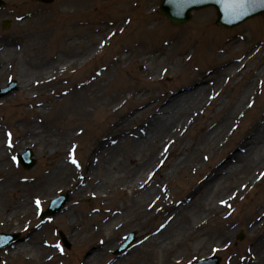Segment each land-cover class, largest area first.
I'll return each instance as SVG.
<instances>
[{
	"label": "rangeland",
	"instance_id": "1",
	"mask_svg": "<svg viewBox=\"0 0 264 264\" xmlns=\"http://www.w3.org/2000/svg\"><path fill=\"white\" fill-rule=\"evenodd\" d=\"M3 1L0 48L10 45L15 55L0 56V69L4 71L0 88L11 80L16 82V88L0 99V141L10 140L11 146L6 155L7 164L0 166V184L7 187L0 192V233L16 234L17 240L0 250V264H84L85 257L103 246L110 233H114L113 239L118 244L95 264H109L114 257L120 260L130 257L126 264H165L174 256H182L180 264L208 260L211 256L218 258V264H243L248 256L246 251L264 236V176H261L264 166L254 167L258 172L255 180L253 172L244 174L248 181L243 191L232 195L224 210L216 212V201L229 196L233 188H239L243 179L226 181L211 198L214 208L195 213L196 218L190 217V223L181 221L182 229H175L172 240L165 246L172 254L176 251V248L171 251L172 242H183L177 255H163L162 251L168 252L159 251L150 243L141 245L135 252L131 250L144 241V233L159 227L169 206H176L191 194L227 155L239 151L255 127L264 124V13L236 27L223 28L215 25L216 12L208 7L192 12L188 22L172 26L157 11L160 0H53L50 4L37 0ZM3 22H8L5 29ZM246 60L241 71L233 69L234 64ZM47 62L69 66L60 76L55 74L49 86L37 90L35 97L29 95L32 90L22 92L19 70L32 71L34 64ZM226 68L227 72L221 74ZM223 79V85L217 86ZM249 83L254 89L253 96L234 118L227 140L220 142L221 147L215 152L199 153L200 161L203 154H210V161L205 160L196 174L186 169L172 171L166 165L158 173L163 177L156 178L158 185L167 187L164 199L156 202L148 216L139 210L130 211L137 204L128 203L135 196L136 183L131 187L120 183L114 178L120 174L114 172L116 168L102 173L106 163L100 161L98 154L108 139H121L118 137L121 133L134 139L128 133L149 122L154 108L169 104V98L174 95L191 93L196 87L204 86L206 95L211 90V101L193 113L184 136L172 142L173 154L167 159L173 162L182 145L198 149L203 146L204 131L219 120L216 115L219 100L231 102ZM146 105L152 107L143 114ZM31 123L39 126L38 142L31 135L21 139L29 136ZM123 147L122 152L126 153L128 147ZM25 148L30 149L34 159L29 169L12 162V157L23 153ZM70 152L78 166L70 163ZM65 161L73 171L64 178L57 173L46 181L49 189L39 187L44 178L51 177L56 164ZM89 165L96 171L97 181L106 176L108 185L112 184L102 191L107 201L92 196L91 191L97 192L93 181L90 186L83 182L80 173ZM79 184L84 186L75 193ZM64 195L66 200L57 214L48 218H42L40 211L37 214L35 200L41 201L40 210L45 212L51 200L60 201ZM125 203L128 205L123 206ZM26 204L31 206L28 211ZM71 208L67 217L66 211ZM118 208L123 214L114 215L118 217L112 225L108 224L109 212ZM127 212L134 219L115 232L113 226L125 220ZM201 220H205L203 226L195 229V223ZM89 230L92 233L87 234ZM224 232L231 235L215 239ZM206 235L210 236L208 240ZM129 236L133 237L132 243L118 252ZM32 237L44 249L41 254L12 250L15 244ZM57 244L59 249L55 247ZM188 244L194 249L183 253L181 249ZM49 248L54 250L52 254Z\"/></svg>",
	"mask_w": 264,
	"mask_h": 264
},
{
	"label": "bare ground",
	"instance_id": "2",
	"mask_svg": "<svg viewBox=\"0 0 264 264\" xmlns=\"http://www.w3.org/2000/svg\"><path fill=\"white\" fill-rule=\"evenodd\" d=\"M204 8L208 7H200L197 8V10H201ZM0 49V52H2L0 56L9 54L13 57V55H15L14 49L10 45H2V48ZM69 62L74 63L75 61L69 60ZM240 62L238 64H234L233 69L237 70L240 68L239 71H241L242 68L246 67L245 62H247V60L244 61V63ZM68 66L69 65L63 64L61 62H56L55 64L53 62H47V64L43 65L39 63L34 64V66H32V71L31 69L30 71H28L27 68L25 70L21 69L19 70V86L22 89V92H28L32 90L29 95L30 97H35L38 94L37 90L44 89L45 87L49 86L47 84H51L53 82V80L55 79L54 75L57 74L58 76H60V73L64 71ZM3 72L2 69H0V76ZM226 72L227 68L222 69L221 74ZM235 75L236 73L234 74V76ZM234 76L232 78H234V82L236 83L237 81ZM223 82L224 79L221 82L222 84L218 85L216 81L214 82V84L216 83L217 86H222ZM250 84L251 83L246 84V86L238 92L237 96L231 102L223 101L222 103V99L219 100L220 107L216 111V115H219V120L213 122L210 126H208V128L206 129L207 131H204V135L202 137L203 146L199 147L198 149V147L191 148V145L187 148L182 145V148L179 151L177 150L175 154V161L173 162L167 159V157L169 158V156H172L173 154L174 147L172 146V142H178V140H180L184 136L183 132H185L189 125H191L193 113H195V111L202 104L211 101V90H208L206 95L205 90L207 89L204 86L196 87L191 91V93H185L177 96L174 95L169 98V104L165 103L158 108H154V113L150 115L151 117H148L149 122L144 123V126L140 125L136 131H131L130 133H128L133 134L132 136H135L134 139L130 140L129 135L125 133H121L120 136H118L122 137L121 139H108L107 144L105 143L106 147L102 150L100 148V154H98V158L100 159V161L106 163V166L102 168V173L104 172V170H107L109 172L110 170L116 168V171L114 172H118L120 174H116L114 178L118 179L120 183H126V185L128 184L130 187L136 183V185L133 187L135 196L132 199V202L129 199L130 201H128V203L137 204L135 206L136 208L132 207L129 209L130 211L139 210V213L141 212L142 214H145V216H148L150 215L148 212L151 211L156 202L160 199H164V196L167 194V187L165 184L158 185L159 178H156L160 176L163 177L162 174L159 175L158 173L161 172L166 165L171 166L172 171L186 169L187 172L191 170L193 174H196L201 170L205 160L208 162L210 161V154H203L204 157L202 156L203 159L200 161L199 153L202 154L203 151L209 150H213L215 152L220 149V142L227 140L228 136L232 132L233 121L235 120L234 118L242 113V109L244 108L245 103L248 102L249 99H251L253 96L254 89L251 88L253 86ZM6 96L8 95H4V97L0 99L3 100L4 98H6ZM7 99H5L6 102H8L11 98L8 101ZM151 107L152 106L145 107L146 110H143L142 113L145 114V112L150 111ZM186 114L187 116L185 118L184 116ZM134 115L136 117L139 116V114ZM30 127L31 128H29V136H24L21 139L26 140L30 138L31 135V139L35 140L34 142H38L39 139L37 140V138L39 137V126L35 123H31ZM63 137V139H66L67 136ZM51 143L54 146L56 144L53 142ZM243 143L244 144L240 146L239 151H235L232 154L227 155L226 158H224V160L220 162L216 168L205 175L201 182L196 186V188L193 189L194 191L191 194H188L184 199H181L176 204V206H169L164 213L166 214V216L161 220L159 227L157 229H154L150 233H144V235L146 236L144 241L138 246L135 245L132 248L131 253L132 251H137V248L141 245H147L148 243H150V245H154L159 251L165 250L168 252L166 253L162 251V253H164L163 255H172L174 253L177 255L178 248L181 244H183V242H179V240H175L172 242L171 251L172 249L176 248V251L172 254L165 246L172 240V236H174L172 232L175 231V229H182L183 225L181 221L185 219L187 223H190V217L196 218L195 213L197 214V212H201L204 209L214 208V206H212L213 202L211 201L213 194L217 193L219 189H221V187L225 186L224 183L230 179H233V181L243 179V181L239 184V188H233V191L227 194L229 196L216 201V205H218V208H214L216 209V212L219 213L220 211L224 210L227 202L230 200V198H232V195L236 196L241 194L244 185L248 181L247 176L244 174L253 172V180H255V178L258 177V172L256 170H253L254 167L264 166V124L255 127L252 136L248 138V140H245ZM3 144L4 140L3 142L0 141V166L7 164L6 155L8 150L6 151L5 146H2ZM124 145H127L128 147L126 153L122 152V148H124ZM193 150L195 151L193 152ZM188 151H190V154H188ZM205 157H207V159H205ZM72 171L73 170L69 162H59L58 164H56V170L52 172L51 177L44 178L42 185H40L39 187L42 186L49 189V185L47 184L48 182L46 181H49V179L55 177L57 173H61L62 178H64L66 174ZM191 172L190 175H192ZM80 176L83 177V182L86 183L85 185L87 186H90L93 181V185H95L93 189L97 192L91 191L92 196L94 195L97 196L96 198L107 201L102 191L108 189L112 184L108 185V182L106 181L107 179H105L106 176L100 177V182L97 181L96 171H93L91 165H89V167L82 171L80 173ZM86 178H88L90 181ZM82 186H80V184L77 185V187L74 189V192L76 193L78 192V190H81ZM6 189V185L0 184V192L6 191ZM191 197H194V201L190 205V201L193 200L190 199ZM221 201H225L226 203L222 204ZM125 205L128 204H123V206ZM30 209L31 206L26 204L25 210L28 211ZM71 211L72 208L71 210L66 211L67 217L69 216V214H71ZM122 214L123 212L121 208H118L117 210H111V212H109L108 224L112 225V221H115V219L118 217L114 215ZM124 217L125 220H122L121 222L113 226V230L115 232L126 226V223L128 224L130 221H132V219H134L132 218V214H130L129 212L124 213ZM204 222L205 220L196 222L195 229L202 227ZM139 227L140 225H137V228ZM90 233H92V231L89 230L87 234ZM228 235L231 234L229 232L220 233L216 236L215 239L218 240L221 237ZM113 236L114 233H110L109 235H107V239L104 240L106 241V243L104 242L103 246L95 248V250L91 254L87 255L85 257L84 264H95V262H97L98 260L104 259L106 253L109 250H111L112 248L115 249L118 244V240L115 241L113 239ZM208 236L209 235H206L205 240L209 239L210 236ZM35 240L36 237H32V239L30 238L29 240H27V242H19L13 246L12 250L20 252L33 251L35 255L41 254L44 249L36 245ZM31 241H33V244L28 245V243H32ZM227 241L225 240L224 243H227ZM196 247L200 248L199 245ZM192 249H194V247L188 244L185 245V247L181 250L183 251V253H185ZM48 250L51 251L49 252V254H52L54 252V250L50 248ZM11 253H14V251H11ZM246 254L248 256H245L246 258L243 264H264V236L258 239V241L246 251ZM181 257L182 256H174L173 259H167L165 261V264H180L181 261H183V258ZM129 258L125 257L120 260L117 259V257H114L113 261L109 264H126Z\"/></svg>",
	"mask_w": 264,
	"mask_h": 264
},
{
	"label": "water",
	"instance_id": "3",
	"mask_svg": "<svg viewBox=\"0 0 264 264\" xmlns=\"http://www.w3.org/2000/svg\"><path fill=\"white\" fill-rule=\"evenodd\" d=\"M207 5H214L217 9L218 25L231 26L238 24L246 18L264 11V6H249L246 15H239V11L226 12L220 0H161L159 11L166 16L171 24L185 22L190 17V11Z\"/></svg>",
	"mask_w": 264,
	"mask_h": 264
},
{
	"label": "snow or ice",
	"instance_id": "4",
	"mask_svg": "<svg viewBox=\"0 0 264 264\" xmlns=\"http://www.w3.org/2000/svg\"><path fill=\"white\" fill-rule=\"evenodd\" d=\"M220 2L222 3L223 8L226 12H233L236 10H241V11H239V15H246L247 14L246 9H248L249 6H256V5L264 6V0H220ZM165 150H167V149H165ZM69 158H70V163L78 166L77 161L72 156L71 152L69 153ZM205 159H207V157H205ZM261 176H264V173H261ZM34 203L36 205L37 214H39L41 201L39 199H37L34 201ZM221 203L224 204L226 202L221 201ZM55 247L59 249L60 245L57 244V245H55Z\"/></svg>",
	"mask_w": 264,
	"mask_h": 264
}]
</instances>
